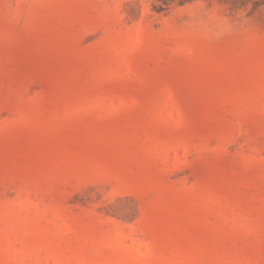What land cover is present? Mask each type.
Returning <instances> with one entry per match:
<instances>
[{"label":"rangeland","instance_id":"rangeland-1","mask_svg":"<svg viewBox=\"0 0 264 264\" xmlns=\"http://www.w3.org/2000/svg\"><path fill=\"white\" fill-rule=\"evenodd\" d=\"M0 264H264V0H0Z\"/></svg>","mask_w":264,"mask_h":264}]
</instances>
